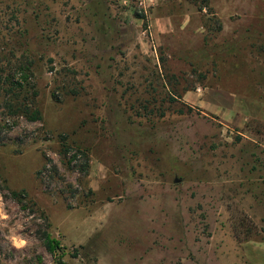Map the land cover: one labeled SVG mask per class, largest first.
<instances>
[{"label": "rangeland", "instance_id": "374dc122", "mask_svg": "<svg viewBox=\"0 0 264 264\" xmlns=\"http://www.w3.org/2000/svg\"><path fill=\"white\" fill-rule=\"evenodd\" d=\"M62 263L264 264V0H0V264Z\"/></svg>", "mask_w": 264, "mask_h": 264}, {"label": "trees", "instance_id": "16d2710c", "mask_svg": "<svg viewBox=\"0 0 264 264\" xmlns=\"http://www.w3.org/2000/svg\"><path fill=\"white\" fill-rule=\"evenodd\" d=\"M20 110H24V113L31 119V120H39L42 118L41 113L37 110V111H32V108L29 104L25 103L23 106H19ZM14 195L16 197H18L20 194L18 193H14ZM45 243L47 248L50 251H55L58 247H60V243L58 240L54 239L51 237V235L49 233H45ZM63 264V263H62Z\"/></svg>", "mask_w": 264, "mask_h": 264}]
</instances>
